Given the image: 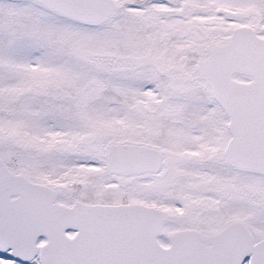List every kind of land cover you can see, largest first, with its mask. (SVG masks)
Wrapping results in <instances>:
<instances>
[{
	"label": "snow or ice",
	"instance_id": "1",
	"mask_svg": "<svg viewBox=\"0 0 264 264\" xmlns=\"http://www.w3.org/2000/svg\"><path fill=\"white\" fill-rule=\"evenodd\" d=\"M0 264H264V0H0Z\"/></svg>",
	"mask_w": 264,
	"mask_h": 264
}]
</instances>
